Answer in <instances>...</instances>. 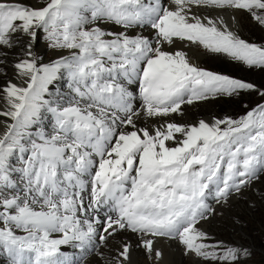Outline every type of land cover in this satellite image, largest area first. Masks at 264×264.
Here are the masks:
<instances>
[{
  "label": "snow or ice",
  "instance_id": "obj_1",
  "mask_svg": "<svg viewBox=\"0 0 264 264\" xmlns=\"http://www.w3.org/2000/svg\"><path fill=\"white\" fill-rule=\"evenodd\" d=\"M241 13L264 28V0H0V252L9 264L89 255L130 264L133 245L118 233L135 234L156 261L154 244L166 238L204 261L244 264L247 248L208 243L198 225L215 212L209 197L227 204L264 176V103L236 118L138 123L242 92L264 97L189 55L264 69V43L239 34ZM41 37L58 59L38 63ZM65 77L68 94L50 89ZM68 245L80 255L69 258Z\"/></svg>",
  "mask_w": 264,
  "mask_h": 264
},
{
  "label": "rangeland",
  "instance_id": "obj_2",
  "mask_svg": "<svg viewBox=\"0 0 264 264\" xmlns=\"http://www.w3.org/2000/svg\"><path fill=\"white\" fill-rule=\"evenodd\" d=\"M241 21V36L244 39L258 44L264 43V28L257 25L246 13L241 14ZM43 40L46 41L44 38ZM8 51L13 52V49ZM209 54L211 56L206 58L201 67L251 82L257 88L264 90V69L249 68L242 63ZM9 57L12 56H8V61ZM7 66V70L13 68L11 63ZM208 103L221 117L236 118L257 104L264 103V97L259 96L257 92H242L239 97H219L196 105ZM214 214L218 224L209 226L211 239L208 243L222 242L229 246H242L251 253L244 259V264H264V176L255 181L251 188L244 190L241 195L233 196L220 210H215ZM199 259L202 264H213L211 261Z\"/></svg>",
  "mask_w": 264,
  "mask_h": 264
},
{
  "label": "bare ground",
  "instance_id": "obj_3",
  "mask_svg": "<svg viewBox=\"0 0 264 264\" xmlns=\"http://www.w3.org/2000/svg\"><path fill=\"white\" fill-rule=\"evenodd\" d=\"M27 2L33 3L35 0H27ZM207 12L208 10H202ZM242 14V13H241ZM241 14L238 17L239 25L238 31L241 35L242 31V21H241ZM227 19V17H225ZM150 33L146 32L145 35H149ZM17 51V49H13V52ZM33 51L36 53L37 57H40L38 63H50L51 61L58 59L61 52L60 50L51 49L48 47V44L45 43L41 37L39 44L34 45ZM64 54H67L65 51ZM189 55L192 58V61L199 66H202L203 62L211 56L209 53L205 52L202 49H192L189 51ZM12 56V55H11ZM9 61H15L17 59L16 56L9 57ZM8 59V57L6 58ZM8 65V64H7ZM5 67V71L9 77L14 78V68L8 66ZM64 80L65 78L60 79L56 84L50 86V89L53 91H58L59 93H65L64 88ZM3 81V77H0V82ZM211 105L208 103L206 105H185L184 106V115H176L173 114L172 116L166 118H154L152 120H145L141 119L138 121L139 124L149 123V124H156V121L162 120H172L178 121L183 123H194L198 120H206L211 121L213 118H223L219 114H217L216 110L210 107ZM45 123V121H44ZM223 207L221 203H215L213 208L218 211L220 208ZM225 207V206H224ZM218 224V219H216L215 214L211 215L210 218L206 221H202L198 227H201L205 232L210 234L209 226L210 225ZM123 237L127 239L132 245V249L130 251V264H202L199 257H196L192 253H186L184 250L183 245L179 244L177 241L166 239V238H157L156 243L154 244V248L160 250L163 255L159 261H156L154 258H150L147 252L144 250L142 246H137L138 241L137 237L133 233H118L117 238ZM114 247L116 245H113ZM103 250V249H102ZM85 264H98V259L94 255L91 256L88 260L85 261Z\"/></svg>",
  "mask_w": 264,
  "mask_h": 264
}]
</instances>
